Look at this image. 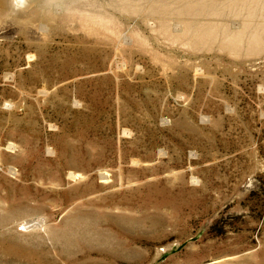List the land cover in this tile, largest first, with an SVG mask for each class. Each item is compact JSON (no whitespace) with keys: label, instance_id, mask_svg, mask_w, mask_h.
Returning <instances> with one entry per match:
<instances>
[{"label":"rangeland","instance_id":"374dc122","mask_svg":"<svg viewBox=\"0 0 264 264\" xmlns=\"http://www.w3.org/2000/svg\"><path fill=\"white\" fill-rule=\"evenodd\" d=\"M205 1L199 46L143 3L0 9V264H264V0Z\"/></svg>","mask_w":264,"mask_h":264},{"label":"bare ground","instance_id":"6f19581e","mask_svg":"<svg viewBox=\"0 0 264 264\" xmlns=\"http://www.w3.org/2000/svg\"><path fill=\"white\" fill-rule=\"evenodd\" d=\"M43 0H0V9L1 11H7L9 9V12L17 13L21 12L24 9H29L33 4L38 5ZM117 0L118 7L122 8V10H133L134 3L137 2V4L143 3V10L145 12H154L158 13L161 19L160 28L164 29L166 31L171 30L170 33H172L173 38L183 44H190L192 46H199L207 43L211 38L216 36L215 27L219 24L217 22L213 21H203L198 19L196 16H187L190 14H196L198 12H202L204 10H210V7L214 8V5L211 4V6L205 1V0ZM228 5H245L246 0H225ZM90 9V8H89ZM95 12L93 10H88ZM105 11V10H104ZM175 13V14H181L182 16L179 17V20L175 19H167V15L169 13ZM145 14V13H144ZM95 21H106L108 24L107 29L112 34H116L115 31H113L112 26L114 27L115 23H117V18L113 16L110 12H102L98 11L97 13L93 14L92 17ZM172 20V21H171ZM175 21L178 22V24H175ZM180 22V23H179ZM124 25V24H122ZM121 25V26H122ZM244 26H239L235 31H230L224 35V44L226 45H233L238 40L243 38L245 36ZM122 32V31H121ZM137 32V31H136ZM167 33V32H166ZM121 34L125 35V42L131 43V37L126 33V31ZM138 40H141V35L137 32ZM222 39V40H223ZM249 40L251 42H258V30L255 28L253 29V32L249 35Z\"/></svg>","mask_w":264,"mask_h":264}]
</instances>
